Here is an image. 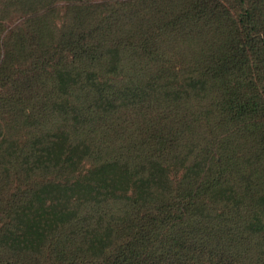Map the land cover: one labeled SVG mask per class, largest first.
Returning a JSON list of instances; mask_svg holds the SVG:
<instances>
[{
    "label": "trees",
    "instance_id": "obj_1",
    "mask_svg": "<svg viewBox=\"0 0 264 264\" xmlns=\"http://www.w3.org/2000/svg\"><path fill=\"white\" fill-rule=\"evenodd\" d=\"M0 264H264V0H0Z\"/></svg>",
    "mask_w": 264,
    "mask_h": 264
}]
</instances>
